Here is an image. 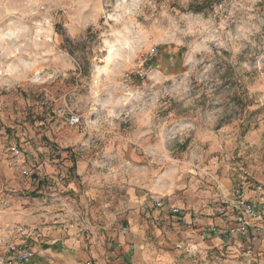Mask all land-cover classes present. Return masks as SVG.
<instances>
[{
    "label": "rangeland",
    "instance_id": "obj_1",
    "mask_svg": "<svg viewBox=\"0 0 264 264\" xmlns=\"http://www.w3.org/2000/svg\"><path fill=\"white\" fill-rule=\"evenodd\" d=\"M236 194L264 202V0H0V259L71 264L38 245L78 234L103 264H264L209 230Z\"/></svg>",
    "mask_w": 264,
    "mask_h": 264
},
{
    "label": "built area",
    "instance_id": "obj_2",
    "mask_svg": "<svg viewBox=\"0 0 264 264\" xmlns=\"http://www.w3.org/2000/svg\"><path fill=\"white\" fill-rule=\"evenodd\" d=\"M158 53V49L154 46L149 52L147 53L148 57L145 58H152L156 56ZM143 55V54H142ZM144 57L138 58L136 63H134L129 70L125 72V77L129 78L131 74H138L140 73ZM42 105H47V101L41 102ZM56 115L60 117H65L66 122L68 125H75L78 120L79 116L77 113L65 102L60 103L56 107ZM10 151L12 153H19V148L17 146H11ZM23 174L30 175L32 170L30 169H23ZM153 201V200H152ZM231 206L233 208V219H234V226L227 227L225 229H219L216 227H211L209 230L217 235L220 238H225L226 235L229 234H240V233H247L249 229H254L255 232L264 231V202H260L255 204L249 201L247 198H244L243 195L236 194L229 198ZM155 205L158 207L164 206V201L160 199L154 201ZM168 210L173 214L178 213V209L175 207H169ZM127 228H123L122 232L126 233ZM8 252L15 254L14 256L18 261H26L32 256V252L29 249H24L22 251H18L15 245L9 244ZM0 264H15V260L12 258L7 259H0ZM89 264V263H87Z\"/></svg>",
    "mask_w": 264,
    "mask_h": 264
},
{
    "label": "crops",
    "instance_id": "obj_3",
    "mask_svg": "<svg viewBox=\"0 0 264 264\" xmlns=\"http://www.w3.org/2000/svg\"><path fill=\"white\" fill-rule=\"evenodd\" d=\"M62 157L63 154L61 153V155H59ZM38 182V181H37ZM89 199V198H88ZM93 215V214H91ZM64 216L62 214H60L58 216V218L61 219V221H64L66 222L68 219H65L63 218ZM68 217V216H66ZM72 215L69 216V220L71 219L72 220ZM69 222H73V221H67L66 223L63 224V226L65 227H68V224ZM73 224L75 225V223L73 222ZM234 222L232 223V226H234ZM72 225L70 228H73L72 230L74 229H78V227L75 225ZM98 228H108V225L106 224V222L102 223L101 226H96ZM85 229H86V233H87V237L89 238V208L86 209V218H85ZM75 231V230H74ZM75 232L72 233V235H74ZM246 234H251V235H259L262 237V235H264V231H261V232H255L254 229H249L248 232ZM62 234H58V238L59 240H54L52 242H48V243H42L40 245H38L40 248V252H41V256L40 257H43L45 259V255H52L54 254L51 258L55 261V262H63V261H70L71 264H78L79 262H86V261H93L94 264H103V254H104V251L102 250H98L97 247L95 246V243H93V245L90 246V249H89V243L86 244V246L84 247V244L81 240V238L79 237L78 234H75V236H67L65 235L64 238L61 237ZM215 235V234H214ZM217 236V235H215ZM218 237V236H217ZM56 241V248L54 250H50L49 246L50 243H55ZM58 241V242H57ZM70 246L71 248V252H70V257L68 256V253L66 252V250H64V246ZM85 248V249H84ZM47 250H49L50 252H46ZM108 248H107V253H106V258L109 257V252H108ZM54 252V253H53ZM101 253V254H100ZM124 258H126L125 255H123ZM102 258V259H100Z\"/></svg>",
    "mask_w": 264,
    "mask_h": 264
}]
</instances>
